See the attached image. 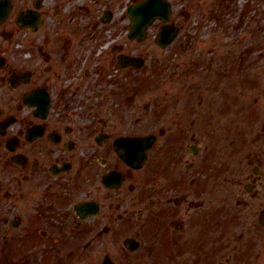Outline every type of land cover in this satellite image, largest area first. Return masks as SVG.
I'll return each instance as SVG.
<instances>
[{
	"label": "flooded vegetation",
	"instance_id": "af4514ba",
	"mask_svg": "<svg viewBox=\"0 0 264 264\" xmlns=\"http://www.w3.org/2000/svg\"><path fill=\"white\" fill-rule=\"evenodd\" d=\"M144 1L0 0V264H264V0L138 41Z\"/></svg>",
	"mask_w": 264,
	"mask_h": 264
},
{
	"label": "rangeland",
	"instance_id": "374dc122",
	"mask_svg": "<svg viewBox=\"0 0 264 264\" xmlns=\"http://www.w3.org/2000/svg\"><path fill=\"white\" fill-rule=\"evenodd\" d=\"M170 1V5L172 6V20L178 21L179 24H183L185 26V34L187 36H194V34H205L209 30L220 32L222 29H224L225 22L223 19H218L217 16H219L218 11L216 13H209V10H211V1L210 0H168ZM216 14V15H215ZM250 26V23L247 24ZM254 25V24H253ZM205 26L207 29H205ZM246 28H248L246 26ZM249 30V28H248ZM185 35V36H186ZM176 44L174 43L173 46H167L166 54L168 55V61L170 63L176 62L178 60H184L186 59L188 63L185 64V66H179V69L182 68L183 71L191 70V62L189 61L186 54H193L190 49L188 51H185L183 53V57H181V53L175 55L176 53ZM141 48H144L146 51H149L150 53V61L151 67L148 71L142 70V76L144 75L145 79H148V81H151L152 85V91L154 93L152 94H160V91L158 88L159 86V80L161 79V74H163V70L160 69V63L159 60L162 57V53H165V50H161L155 43L153 38L147 39L144 43L141 44ZM176 58V60H172L171 58ZM169 64V67L176 68V64ZM147 84V83H146ZM149 84V85H150ZM146 95L141 96L138 100V107H142L144 102H146Z\"/></svg>",
	"mask_w": 264,
	"mask_h": 264
},
{
	"label": "water",
	"instance_id": "95a60500",
	"mask_svg": "<svg viewBox=\"0 0 264 264\" xmlns=\"http://www.w3.org/2000/svg\"><path fill=\"white\" fill-rule=\"evenodd\" d=\"M156 0H147L143 4L138 5L135 8V14H136V21H135V31L137 33H142L143 29L147 27V25L153 20V16H156L159 14L162 8H164V11L162 12L163 18L169 15L170 12V6L169 4L164 1L162 3H157L155 4ZM164 14V15H163ZM5 14L0 15V19L4 18ZM176 29L169 28L165 30L164 34V45L171 42L173 38L175 37L174 35L176 34ZM141 38L139 37V40ZM163 45V44H162Z\"/></svg>",
	"mask_w": 264,
	"mask_h": 264
},
{
	"label": "bare ground",
	"instance_id": "6f19581e",
	"mask_svg": "<svg viewBox=\"0 0 264 264\" xmlns=\"http://www.w3.org/2000/svg\"><path fill=\"white\" fill-rule=\"evenodd\" d=\"M134 24H135V22H134ZM135 33H136V35H138V33L135 31Z\"/></svg>",
	"mask_w": 264,
	"mask_h": 264
}]
</instances>
